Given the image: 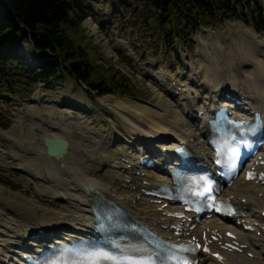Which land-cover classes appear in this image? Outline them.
I'll use <instances>...</instances> for the list:
<instances>
[{"label":"bare ground","instance_id":"obj_1","mask_svg":"<svg viewBox=\"0 0 264 264\" xmlns=\"http://www.w3.org/2000/svg\"><path fill=\"white\" fill-rule=\"evenodd\" d=\"M87 24L95 30L89 22ZM239 29L241 27L233 28L234 33ZM236 35L238 36L234 38V48L223 39L217 45L222 55L219 54L217 47L213 46V52H208L209 59L206 61L208 64H202L200 58L196 63L191 62L189 66L191 74L183 79L179 74L171 75L166 69L154 73L151 71L152 64H144L142 72L148 74L155 82V87L151 89L158 102L154 107L141 103L129 104L126 110L135 112L134 115L138 119L147 117L148 125L155 129L151 133L155 138L158 136L165 138L164 134L160 135V133L168 135L167 139L170 143L160 145V150L165 148L171 155L172 150L185 145L196 159L205 166H211L215 153L207 146L204 121L217 106L230 108L234 106L233 102L223 95L226 92H229L232 98L241 100L247 111L261 112L264 119V46L258 44V41L255 43V40L250 42L243 40L244 35L241 32H236ZM117 43L118 47L126 44L122 41ZM231 53L236 55L235 63L227 58ZM22 54L26 56L23 48ZM221 57L227 60L225 66L221 63L223 62ZM120 103L123 102L118 104ZM121 105L125 107L123 104L119 106L122 107ZM198 113L200 118L197 116ZM65 127L69 128V125L66 124ZM28 133L30 136L25 139L36 143L34 147L29 145V148L34 153L42 154L48 173L55 180L48 181L43 178L36 168L28 173L34 186L32 190L29 189L30 197L13 195L0 187L1 264H4L10 256L11 259L20 261L19 256L23 254L27 256L40 252L44 244H38L37 247L35 243L46 242L47 235L55 236L48 247L55 243H64L76 236L89 238L90 227L93 225L91 206L95 202V197L114 201L126 211L130 220L164 237L174 240L195 239L202 244H208L211 253H201L195 257L202 264H264V217H262L264 183L246 182L244 174H240L232 183L223 185L220 191L222 198L237 207V216L226 221L215 219L198 224L192 222L194 216L181 208L170 204L164 208L165 201L159 202L158 199L145 194L158 188L160 182L145 184L147 180L142 179L133 169H126L127 177L119 182L110 179V173L99 172V168L92 164L94 150H97L98 145L89 134L76 136L78 143L76 146L72 142L73 137L63 128L46 125L41 127L38 133H33L31 127ZM0 135L5 136V133L0 130ZM45 137L67 141V152L60 157L47 156L42 144V139ZM163 138H158L159 142ZM82 148L87 152L86 156L81 157V160H86L84 162L76 159V153L81 152ZM89 148L91 154L88 152ZM144 150L145 153L156 156L158 163H163L165 155L158 153L156 151L158 149L151 148L147 144ZM260 155L263 156L262 162L264 147ZM24 156L28 159L31 153H25ZM55 164H60L63 170L54 169ZM248 167H254L257 175L264 177V166H255L252 161ZM64 172L68 178H65ZM254 210L259 213H255ZM174 215H184V218L176 220ZM177 224L183 228L191 226L194 228L183 230L177 237L174 235L175 231L171 229ZM243 226L253 231L245 232L242 230ZM38 230H42L44 234L39 235ZM229 235L234 238H230L232 236ZM27 241H31L36 252L27 251ZM232 246L237 247L240 252L229 251L228 247ZM216 254L222 259L214 258L213 255Z\"/></svg>","mask_w":264,"mask_h":264},{"label":"rangeland","instance_id":"obj_2","mask_svg":"<svg viewBox=\"0 0 264 264\" xmlns=\"http://www.w3.org/2000/svg\"><path fill=\"white\" fill-rule=\"evenodd\" d=\"M101 2H108L113 8L115 5L114 14L117 15L115 20L118 22V27L108 29L106 34L92 28L95 31L93 32L84 20L81 25L84 30L80 28L78 32L71 34V38L76 43L82 42L94 64L108 62L107 68L113 73L122 75L132 86L129 88L131 95L116 93L98 96L96 92H90L85 85L78 83L66 73L62 75L58 84L49 89L39 85L29 96L23 94L20 97H11L1 94L0 130L5 136L0 135V187L13 195L30 197L29 192L34 186L28 173L32 169L37 168L36 171L48 181L55 180L50 177L42 154L34 153L29 148V145L34 147L36 143L25 139L30 136L28 131L31 127L33 133H38L41 127L46 125L63 128L73 137L72 142L76 146H78L76 136L89 134L98 145L97 150H94L92 164L99 168V172L110 173V179L113 178L116 182L124 180L127 177L126 169L130 168L140 174L142 179L147 180L145 184L167 182L161 172L145 169L139 164L141 157L137 151L142 150L143 143L160 151V145L170 143L167 139L168 135L160 133V135L164 134L166 139L161 136L155 138V135L151 134L155 129L148 125L147 117L138 119L134 115L135 112L126 110L129 104L141 103L154 107L158 102L151 89L155 87V82L148 74L142 72L144 64H152L151 71L154 73L166 69L171 75L179 74L183 79L191 74L189 67L191 62L196 63L200 58L202 64L207 65L208 52H213V46L220 51L217 45L223 39L234 48V38L238 36L236 32L243 33V40L247 42L255 40V43L258 41V44L264 46V30L256 32L259 31L256 29L263 28L264 25L261 17L255 13L245 15L242 20L228 19L210 29L196 28L193 21L188 20L184 26H176L168 32L167 28L163 26L162 28L158 23L155 11H150L140 0H81L79 5L84 10L90 8L88 13H91L94 6ZM100 17V21H107L103 14ZM238 27L241 29L234 33L233 28ZM116 40L127 41L128 47L115 52ZM23 51L24 54L33 52L30 45H24ZM130 51L135 53L137 57L135 60ZM219 54L222 55L221 51ZM230 55L227 58L235 63L236 55L232 53ZM220 59L223 62L219 61L225 66L227 60L222 57ZM119 102H123L120 104L125 107L122 105L120 107ZM66 124L69 128L65 127ZM158 138L163 139L159 142ZM90 150L89 148L88 152ZM27 151L31 153L29 160L24 158ZM81 152L76 153V159L81 160L82 156L87 155L85 148H82ZM84 161L86 160L80 162ZM54 169L63 170L60 164H55ZM64 175L68 178L65 172ZM137 198L139 199L140 196ZM255 213L258 214L259 211ZM212 220L209 218L206 221ZM47 237L49 240L53 235ZM30 244L31 241H27L28 247L31 246Z\"/></svg>","mask_w":264,"mask_h":264},{"label":"trees","instance_id":"obj_3","mask_svg":"<svg viewBox=\"0 0 264 264\" xmlns=\"http://www.w3.org/2000/svg\"><path fill=\"white\" fill-rule=\"evenodd\" d=\"M140 1L155 11L158 23L168 32L188 20L196 28L209 29L228 19L242 20L251 13L259 15L264 25V0ZM80 2L0 0V95H28L39 84L49 89L64 73L98 96L131 95L132 86L122 75L113 73L107 63L94 64L82 42L71 38L80 30L84 17ZM25 44L33 50L27 58L21 52Z\"/></svg>","mask_w":264,"mask_h":264},{"label":"water","instance_id":"obj_4","mask_svg":"<svg viewBox=\"0 0 264 264\" xmlns=\"http://www.w3.org/2000/svg\"><path fill=\"white\" fill-rule=\"evenodd\" d=\"M43 146L46 149V155L49 157H60L67 152L68 143L61 138L45 137L42 139Z\"/></svg>","mask_w":264,"mask_h":264},{"label":"snow or ice","instance_id":"obj_5","mask_svg":"<svg viewBox=\"0 0 264 264\" xmlns=\"http://www.w3.org/2000/svg\"><path fill=\"white\" fill-rule=\"evenodd\" d=\"M96 255L99 256V257H103L105 259H114L112 257H108L105 253H97ZM116 264H120V262L117 261ZM141 264H154V262H152V261H145V262H141ZM185 264H187V262H185Z\"/></svg>","mask_w":264,"mask_h":264}]
</instances>
